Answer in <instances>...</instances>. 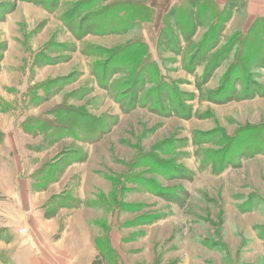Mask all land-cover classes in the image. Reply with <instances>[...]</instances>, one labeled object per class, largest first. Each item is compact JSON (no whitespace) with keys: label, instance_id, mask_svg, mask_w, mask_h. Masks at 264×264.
Masks as SVG:
<instances>
[{"label":"rangeland","instance_id":"obj_1","mask_svg":"<svg viewBox=\"0 0 264 264\" xmlns=\"http://www.w3.org/2000/svg\"><path fill=\"white\" fill-rule=\"evenodd\" d=\"M173 1L0 0V264H264V0Z\"/></svg>","mask_w":264,"mask_h":264},{"label":"crops","instance_id":"obj_2","mask_svg":"<svg viewBox=\"0 0 264 264\" xmlns=\"http://www.w3.org/2000/svg\"><path fill=\"white\" fill-rule=\"evenodd\" d=\"M158 1H162L163 4L174 2L173 0H156L157 3ZM216 1L218 2V5H223V0ZM26 196L28 195L24 189L19 195L21 204H29V202L26 201V198H28ZM15 197L17 198L18 194ZM12 204L13 203H6V205L9 206H12ZM33 215L34 214L31 215V218L33 217ZM70 234L72 235L69 236V234H67L60 236V239L58 237L57 240L53 241L54 243H52L51 239L53 237L49 236L46 230H38V234L32 235V237L30 238L31 240L27 239L24 245L18 248V250L15 252V256L12 258V264H93L94 251L92 246L89 245L90 242L85 246L83 244L84 247H81L79 245H76L77 241L75 242L72 239L75 237L74 233ZM76 237L78 238V236ZM46 238H49L50 240H46Z\"/></svg>","mask_w":264,"mask_h":264},{"label":"trees","instance_id":"obj_3","mask_svg":"<svg viewBox=\"0 0 264 264\" xmlns=\"http://www.w3.org/2000/svg\"><path fill=\"white\" fill-rule=\"evenodd\" d=\"M174 13V11H171L169 14H170V16H172V14Z\"/></svg>","mask_w":264,"mask_h":264}]
</instances>
